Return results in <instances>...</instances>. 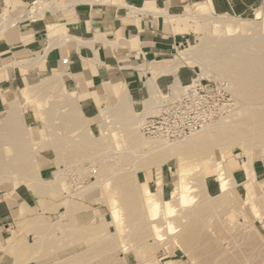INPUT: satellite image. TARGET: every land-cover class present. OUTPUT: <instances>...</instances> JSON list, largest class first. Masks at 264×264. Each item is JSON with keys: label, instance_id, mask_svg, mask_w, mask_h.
I'll list each match as a JSON object with an SVG mask.
<instances>
[{"label": "bare ground", "instance_id": "obj_1", "mask_svg": "<svg viewBox=\"0 0 264 264\" xmlns=\"http://www.w3.org/2000/svg\"><path fill=\"white\" fill-rule=\"evenodd\" d=\"M78 1L83 2V0L74 2ZM87 1L97 2L101 0ZM39 3L40 6L37 7L36 5ZM198 4L199 2L195 3L196 6ZM189 6H186L187 12L185 15L192 19L202 17L195 11L190 10ZM191 8L193 9V7ZM46 9L45 0H36L14 18L4 15L5 19L0 20V33L20 20L39 17ZM57 10L58 8L53 7L49 11L55 12ZM203 18L204 20H210L214 27L213 32L220 33L222 37H213L214 39L204 40L203 43L201 42L195 47L177 50L176 53L181 58H176L167 68L157 70L147 76L143 83L150 96L142 101V107L139 112L134 110L132 99L126 89L119 92L118 100L114 106L110 107L108 104L100 106L98 111L100 110L104 120L99 124L101 126L100 132L106 133L104 137L107 141H111V146L108 143H105L107 146H104V141L106 142V140L102 138L103 135L94 139L90 135L89 130L84 129L86 122L82 120L81 115H78L79 111L78 113L76 111V94L66 89L61 92L64 95V100H61L63 102H60V105L63 103V106L72 107L69 112L64 114L63 122L68 127L81 129L80 134L78 133L79 131L77 132L79 134L78 140L74 138L68 139V142L72 143L71 146L73 145V150H81L83 148L85 149L83 151L87 149L90 151L91 149L101 150L102 152L100 148L104 147L103 151L109 153L112 151L115 154V158H119V164L126 168H121L119 172L113 171L116 172L114 177L113 175L110 177L107 167L101 165L96 168L98 175L108 174V177L103 178L107 185L106 187L116 185L122 191H119L121 196H118V191L117 196H110V217L106 220V224L111 227L118 225L119 232L123 231L122 242L118 244L123 251H127L130 245L136 244L128 242L129 235H133V233L137 234V236L132 237H136L140 247L144 248L146 246V242L142 244L144 243L142 240L145 241L144 238L146 236V233H142V230L146 226L150 228V235L152 234V239L155 242L160 243L163 241L160 244H166L167 240L168 243H175L174 245H177L180 251L183 249L182 245H192V242L200 241L203 238L201 231L204 226L201 229L196 215L200 216L204 212L208 214L210 210H216L219 207L225 208L237 196L232 192L235 184L233 181L231 182V179H233L231 170L227 166L224 155L226 151L237 146L244 148L246 152L240 164L246 171V173L244 172L246 180L242 183L244 192L242 204L248 205L255 217H261V201L258 200L256 202L254 200V195L256 196L259 186L254 182L251 161L256 149H261L264 153V19L259 24L252 20H241L243 24L247 25L246 29L248 30V32L245 31L246 33L243 34L239 32V25L235 18H217L212 17V15ZM46 28L50 45L57 43L60 38H63L64 41L69 39L65 33L64 26L60 23L49 24ZM231 30H235L237 35L235 34L233 37L222 35L223 32ZM209 47H213L211 49L213 52L212 60L209 58L206 60L202 56V51ZM206 50L209 51L208 49ZM36 59L33 61L25 59L18 61V64L25 65V67L32 66L40 61L41 58ZM190 61L197 62L201 68V72H196L192 79H196V77L205 79L210 75L218 76L221 78L220 80H225L235 102L229 107L226 114L219 117V120L207 123L200 130L189 136L178 138L177 140H168L161 137L153 138L154 140H151L152 138H144L139 131L141 118L145 114L153 113L158 98L165 93L160 91L155 80L159 75L173 74L174 78L167 86V92L171 95L179 94L184 84L180 82V78L176 75V70L185 63H191ZM15 63L17 64V62ZM61 82V79L47 75L35 87L24 84L13 93L14 96L0 111V183L14 177L16 179L15 186L20 184L21 180H24L28 181L27 183L30 187H33L40 195L44 193L42 189L44 185L43 179L41 180L39 176V165L34 160L35 154H38V151L42 149L39 146L42 142L28 144L26 131L30 126L28 124L24 125V115L22 114L25 111L26 104H28L37 108L35 115L40 113L42 116L39 114V119H42L45 111H43V101L41 100L51 91L58 94L61 91ZM62 110L64 111V109ZM109 124H112L113 128ZM107 137L110 138L107 139ZM54 146L59 149L61 144L56 142ZM216 149H219L218 158L215 156ZM10 151L11 155L7 156L5 152ZM104 153L103 155H105ZM169 159H175L178 163L180 161L184 163L185 160L191 161L193 169L185 173L183 172V163L176 165L175 171H171V190L168 197L164 198L161 165L165 161H169ZM204 161L210 162L211 168H213V176L210 178L205 177L203 174L202 162ZM95 163L98 164L97 158ZM149 167L155 169V175L151 182L145 181L146 184L141 188L142 207L138 203V190L131 188V184H137V173L141 169ZM31 169H33V175L30 174L32 172ZM207 179H213L217 183V195L212 196L209 193L206 187ZM97 182L96 184H98ZM196 202L197 204L194 208L193 205ZM188 207L190 209L193 207L194 211L191 210V213L186 211ZM212 214L215 215V213ZM178 217H181V219L177 220L179 219ZM163 227H168L170 231L163 232ZM152 244L153 242L150 243V245ZM143 252L147 254L146 251ZM185 253L189 255L187 251ZM222 253L226 254V252ZM147 261H143L144 263L141 262V264H145Z\"/></svg>", "mask_w": 264, "mask_h": 264}, {"label": "crops", "instance_id": "obj_2", "mask_svg": "<svg viewBox=\"0 0 264 264\" xmlns=\"http://www.w3.org/2000/svg\"><path fill=\"white\" fill-rule=\"evenodd\" d=\"M21 1L30 2L27 4L29 7L36 0ZM115 1L70 0L68 5L55 12L45 11L43 15L41 14L42 17L29 18L31 20L25 18L23 19L25 21L20 20V23L17 22L18 24L15 23L2 31L0 33V109L4 107L2 96L4 90L15 92L26 81L55 73L62 77L65 88L76 94L79 111L89 118L96 116L100 106L112 103V98L118 100L119 92L123 89L127 90L132 99L134 110H139L148 94L143 83L144 74H151L167 67V62L178 47L190 43L193 38L194 33L190 30V24L178 18L180 15H185L179 14V11L186 4L200 1ZM210 1L213 11L232 13L250 12L256 2V0ZM59 23L64 26L69 39L64 41L60 38L57 43L50 45L46 27L49 24ZM27 56H31L34 60L41 59L32 66L25 67L18 64V61L31 59L26 58ZM181 70L180 68L177 71L181 83H188L194 75L182 73ZM172 80L173 76L164 75L157 77L155 82L161 91H165ZM226 163L231 170L235 194L237 197L244 195L242 183L246 180V171L240 166L241 161L228 160ZM40 166L41 180L57 181L56 166L51 161L45 160ZM251 167L255 184L264 191V153L258 155L256 159L253 157ZM161 169L164 188L170 184L171 171L165 166ZM212 176L213 168L210 177ZM136 178L139 183L151 182L147 173L142 170L137 173ZM210 181L212 182L206 187L210 192H217V187L213 184L214 180ZM39 195L40 193L35 189L26 185L16 187L14 191H0V264L60 263L53 255H44L39 250L29 255L4 250L19 246L15 232L10 233L9 229L13 227L15 219L18 216L25 217L29 209L33 208L44 214L43 221L46 224H55L58 221L59 218L54 213L40 211ZM95 207L100 208L96 205ZM109 213H104L106 220L110 217ZM106 220L103 226L98 227L101 222L100 216L94 214L92 210L84 212L78 217V223L89 224L91 228L97 227L100 231L97 228H93V231H85L82 242L77 244L75 237L69 235L67 252L59 259H66L65 264L78 262L79 264H120V260L125 264H136L133 254L120 251L119 232L113 229L114 227L108 226ZM36 221L38 222V219L34 218L35 224Z\"/></svg>", "mask_w": 264, "mask_h": 264}, {"label": "rangeland", "instance_id": "obj_3", "mask_svg": "<svg viewBox=\"0 0 264 264\" xmlns=\"http://www.w3.org/2000/svg\"><path fill=\"white\" fill-rule=\"evenodd\" d=\"M72 1L74 2L76 0H72ZM101 1H107V0H101ZM110 1L116 2L115 0H110ZM197 1H200L197 6L195 5L196 2H193L190 4H186L184 8H182L179 11L180 12L179 14H185L187 12L186 6L190 5L189 6L190 10L195 11L202 17L195 19H192L186 15H180L178 17L180 19H183L186 23L190 24L189 26L190 30L194 33L190 43L178 47L177 49L178 51L186 47H195V45L201 42L203 43L204 40L208 41L210 39L222 37L220 33L213 32L214 27L212 26L211 21L207 19L204 20L203 17L212 15V17H217V18H232V19L235 18V21L239 25V32L243 34L248 32V30L246 29L247 25L243 24L241 20L243 19L250 21L252 20L255 23L259 24V22L260 21L262 22V20L264 19V8H263L264 0H256L255 4L252 6L251 11L247 13H241L237 11L233 13L213 11L210 0H197ZM45 2L47 9L43 11L42 15L44 14L45 11L49 12V10L52 9L53 7H56L58 9L61 7H65V5L69 4L70 0H45ZM29 3L30 2L27 3L22 2L21 0H0V20L5 19L4 15H8L11 18L16 17L22 9L28 7L27 4ZM36 6L39 7L40 3L37 4ZM191 7H193V9ZM42 15L40 16L42 17ZM25 20H27V18ZM253 25L255 24L253 23ZM235 34H236L235 30L222 33L223 36H227V37L228 35L229 37H233ZM212 48L213 47L206 48L209 51H207L206 49L202 51L203 52L202 56L204 57V59L208 60L207 58H209L210 60H212L213 57V52L211 50ZM176 52L171 57L169 62H167V67L171 65L176 60V58H181L179 55H177ZM26 58H31V56H27ZM31 60L33 61L34 59L31 58ZM190 62L191 63H185L177 68L176 75L178 76V78L180 77L177 71L180 68L182 69L180 72L188 75L189 74L194 75L196 74V72H201L200 65L197 62L194 61H190ZM151 74H147V73L144 74L145 80L146 77L150 76ZM164 75L173 76V74L171 73L162 74L159 76H164ZM51 76H55L61 79L62 85L60 83L61 91H59L58 94L52 93L53 91H51L47 93V96L44 97L45 103H44V98L43 100H41L43 101L42 108L43 111H45L43 113V116L45 118L41 117L42 119H39L40 113L35 115L36 114L35 111H37V108H35V106L28 104H26L25 111L23 112L22 115H24L23 116L24 125L28 124L30 126L26 131V133L28 134L27 135L28 144H32V143L36 144L42 142L39 144V146L42 149L38 151V154H35L34 157V160L38 162L39 169L41 167L40 163H43V161L45 160L51 161L56 166L57 181L56 182L49 180H44L45 182L43 181L44 185L42 186V189L44 190L43 191L44 193L38 196L39 198L38 208L42 212L50 211L54 213V215H56L59 219L55 224H46L43 221L44 214L39 213V211H35V209L33 208L29 209L28 214L25 215V217L18 216L15 219L13 227L9 229L10 233L12 231L15 232L16 241L18 242L19 246L14 249L5 248L4 250L9 252L18 251L21 254L29 255L30 253L37 252V250L40 248L39 251L44 255H53L56 261L60 262L57 264H65L66 259L60 260L59 258L64 256L67 252L66 248L69 241L68 240L69 235L72 238L75 237V242L77 244L79 242H82V238L84 237L83 235L85 231H93V228H97V227L91 228L89 224L83 225L81 223H78V217L82 216L84 212L92 210L94 214L100 216L101 222L99 223L98 227L103 226L104 225L103 222H105L106 220L104 213L110 212L109 209L110 198H111L110 196L113 195L117 196V191L119 192L121 190L120 188L116 187V185L106 187L107 185L103 178H105L106 176L108 177V174H102L100 176L97 174L96 168L98 166L103 165L107 167L110 177H112V175L114 177L116 175V172H119L120 169L125 168V166L119 164V158L118 159L115 158V154H113L111 150H110L111 153L103 151L104 147L100 148L102 149V152L101 150H91V149L90 151L89 149H87L88 151L87 150L83 151L85 150L83 148L81 150L80 149L73 150V145L71 146L72 143H69L68 139L74 138L78 140V135L80 134L81 129L80 128L74 129L68 127L63 122L64 114L69 112L72 109V107L63 106L62 105L63 103H61L60 105V102H63L61 100H64V95L61 94V92H63L66 88L64 86L63 79L61 76H58L55 73L51 74ZM43 77L44 75H42L41 77H37L32 81H26L25 84L35 87L38 85V83L41 81ZM205 79L220 80L221 78H219L216 75H210ZM165 91L167 92V88ZM7 93L9 94L7 95ZM13 93L14 92L9 91V89L3 91L2 96H3L4 105L11 100V98L14 96ZM230 94L233 102H235V99L232 96L231 92ZM149 96L150 95L148 92L147 99L149 98ZM116 102L117 100L115 98H112V103H108V105L112 107L116 104ZM62 109H64V111ZM2 110L3 108L0 109V111ZM139 110L136 111L139 112ZM76 111L78 113L79 111L78 107ZM78 115L79 116L81 115L80 117L82 118V120L86 122L84 129H88L90 135L94 139H97L99 136L103 135L102 138L106 140L104 137L106 133L103 134L100 132L101 126H99V124L104 121L102 114L100 113V110L93 118H89L80 111ZM40 116L42 115L40 114ZM217 120H219V118H217L216 121ZM110 127L113 128V125L111 124ZM54 131L56 132L54 133ZM140 132L144 138L151 139L150 137L145 136L142 133V131ZM109 138L110 137H107V139ZM151 140L154 139L152 138ZM108 141L107 140L106 142L104 141V144L108 143V145L111 146L112 145L111 141L110 140ZM56 142L57 143L59 142V144H61L59 149L54 146ZM104 146H107V144H105ZM103 153L105 155H103ZM262 153L263 151L261 149H256V151L253 154V157L256 159L258 155H261ZM5 154L7 156L11 155V151L5 152ZM106 154L109 155L106 156ZM92 155H94L95 157ZM224 155L226 157V161L228 160L241 161L244 155H246V152L244 148L237 146L231 150L226 151ZM215 156L218 158L219 149L215 150ZM96 158L98 159V164L95 163ZM179 163L182 164L183 162L180 161ZM179 163L176 162L175 159H169V161L167 160L164 163H162L161 167L165 166L168 167L170 171H175V167L176 165H179ZM182 166L184 168L183 172L185 173H188L193 169L192 162L188 160H185ZM202 168H203V174L205 176L210 177L212 175V168L210 162H205V161L202 162ZM32 170L33 169H31V171ZM141 170L147 173L149 180H152L153 176L155 175L154 172L155 169L149 167ZM33 173L34 172L32 171L30 174L33 175ZM67 173H69L70 175L69 176L66 175ZM210 180L211 179L206 180V185L212 182ZM232 181L233 179H231V182ZM15 182L16 179L14 177L8 178L7 180H5V182L0 183V191H9V190L14 191V188L24 185L26 186L28 185V187H30V185L27 183L28 181L21 180V183L18 184L17 186L14 185ZM31 182L32 184H34L33 181ZM96 182L98 184H96ZM213 182H214L213 184H215V186L217 187V183L215 181ZM94 184L95 186H93ZM145 184L146 182H141V183L138 182L137 184L136 183L131 184V188L138 190L139 193L138 203L140 206H142L141 188ZM162 189L164 191L163 197L167 198L171 190V185L168 184L166 187L164 188L162 187ZM120 192L118 193V196H121ZM232 192L235 195L234 190ZM209 193L212 196H215L218 194V190L217 192L209 191ZM256 193H257L256 196L254 195V200L256 202L258 200L261 201V205H262L261 217L259 218L255 217V214L253 213V211L250 210L248 205L242 204L243 202L242 198L244 197V195L242 194V195H238V197L236 196L235 200L232 201L233 203L229 202V204L225 208L219 207L216 210L215 209L210 210L209 213L207 211L208 214L204 212L201 213L200 216L196 215V219H198V223L199 226H201V229L204 226L201 231L203 240L201 239L202 241L201 240L196 241L197 243L194 241L191 243L192 245L190 244L182 245L183 249L181 251L179 250L177 245H174L175 243L170 242L171 240L169 241L170 243H168V241L166 240L167 243L166 244L163 243L164 245L160 244L163 241L160 243L155 242L154 239H152L153 238L152 234L150 235L151 231L148 226H146L147 228L144 227L145 229L142 230V233H146V236L144 238L145 241L142 240V242L144 243L141 242L142 244H145L146 242L145 244L146 246L143 245L145 246L144 248H142V246L140 247L136 237L135 238L132 237V236H137L136 233H133V235H129L128 242L130 244L131 242L132 244L134 243L136 244H134L133 246L130 245L127 251L126 250L123 251V249H120V251L133 254L137 261L136 264H141V262L148 259L151 260L149 264H264V216H263L264 191L258 188ZM196 204L197 202L194 203L193 205L194 208ZM95 205L100 206V208H96ZM190 207H188L186 211L191 213L193 207L191 209ZM210 212L215 213V215H213L212 213L210 214ZM202 214L204 215V217H202L203 216ZM205 215L207 216L205 217ZM34 218L38 219V222L36 224L34 223ZM178 218L179 219L177 220L181 219V217ZM129 222L131 223L130 220ZM112 227H114V229L119 232L118 225H114ZM162 231L169 232L170 229L168 227H163ZM122 234L123 231L119 232V240H120L119 243L122 242L121 241ZM151 242H153L152 245H150ZM152 246L153 248H151ZM143 251H146L147 254L146 253L144 254ZM186 251L189 253V255L185 253ZM221 251L226 252V254L222 253ZM121 262L122 260H120V264H122Z\"/></svg>", "mask_w": 264, "mask_h": 264}, {"label": "built area", "instance_id": "obj_4", "mask_svg": "<svg viewBox=\"0 0 264 264\" xmlns=\"http://www.w3.org/2000/svg\"><path fill=\"white\" fill-rule=\"evenodd\" d=\"M232 104L225 81L196 77L184 84L177 95L165 91L153 113L142 116L140 131L150 138L177 140L224 115Z\"/></svg>", "mask_w": 264, "mask_h": 264}]
</instances>
